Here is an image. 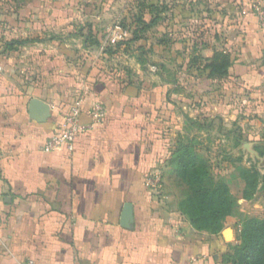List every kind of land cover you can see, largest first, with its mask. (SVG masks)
Wrapping results in <instances>:
<instances>
[{
    "label": "crops",
    "instance_id": "1",
    "mask_svg": "<svg viewBox=\"0 0 264 264\" xmlns=\"http://www.w3.org/2000/svg\"><path fill=\"white\" fill-rule=\"evenodd\" d=\"M235 1L249 6L256 2ZM102 4L103 0H0V264H223L229 242L224 234L194 228L178 208L179 195L167 182L166 168L176 137L184 134L182 115L225 120V106L211 111L208 96L216 83L247 81L251 73L244 62L233 56L229 75L222 80L210 79L207 71L189 62L180 63L177 68L189 76L186 86L182 79L171 84L160 76L156 84H144L141 93L136 84L90 77L64 79L57 87L46 80L40 88L23 91L4 74L20 64L34 67L23 60L25 53L37 55L36 68L40 63L46 70L71 68L63 56L54 58L56 41L83 38L84 51H93L90 39L101 40L109 29H103L110 15L98 11ZM239 20L243 29L251 28L247 21L253 22L259 42L262 33L255 17L245 10ZM174 21L178 22L176 13ZM219 39L215 35L194 44L204 58H212L222 50ZM17 41L24 44L10 47ZM224 46L234 53L233 47ZM260 74L264 76V68ZM200 87L204 94L198 93ZM32 99L50 106L45 122L30 119ZM76 103L84 130L72 149L46 151V142ZM97 107L105 113L100 121L93 117ZM155 176L161 183L150 189L146 181ZM127 204L134 214L129 229L121 225Z\"/></svg>",
    "mask_w": 264,
    "mask_h": 264
},
{
    "label": "rangeland",
    "instance_id": "2",
    "mask_svg": "<svg viewBox=\"0 0 264 264\" xmlns=\"http://www.w3.org/2000/svg\"><path fill=\"white\" fill-rule=\"evenodd\" d=\"M255 1L257 3L254 2L249 6L238 1L233 3V0H103L98 11L103 14L108 13L110 16L106 18L109 26L103 25V29L106 27L109 29L103 32L101 40L97 38L102 45L101 49L94 47L93 51L91 49L84 51L83 38L65 37L56 41L57 54L53 56L54 58L58 55L63 56V61L70 63L71 68L46 70L41 63H37L39 68H36L34 61L37 55L25 53L23 60L26 59L29 64L32 62L34 67L20 64L4 74L13 85H16L15 87L23 91L25 88L28 90L40 88L46 80L57 87L61 80L77 77L106 78L121 84H136L140 93L144 84L145 87L152 86L157 83L160 76L171 84L176 78L182 79L185 85L189 76L186 71H180L178 65L191 60L194 41L201 39L208 41L218 35L220 39L217 47L222 49L218 51H227L224 44L233 47L234 53H230L231 57L234 56L237 61L244 62L243 65L249 68L251 75L244 82L225 79L223 83H216L210 91L208 97L213 102L211 111L214 109L216 112L215 107L225 106L227 113L225 120L212 117L200 118L198 114L199 118L197 116L196 118L200 124L196 126L192 125L193 121H188V117L182 115L184 134L181 135L190 134L198 137L201 143L199 148L211 159L216 176L229 186L235 201L233 213L227 217L218 235L223 234L226 229H231L233 235L228 242L236 246L239 244L242 224L246 219H264V194L258 195L254 200H245L243 198L245 183L241 177L242 169L252 166L257 167L264 174V157L260 156L258 151L259 147L264 149V76L260 74V70L264 68V27H261L254 13V6L264 7V0ZM160 2L167 5L166 14L162 16L167 20L161 21L145 34H141L142 38L129 46L123 44L118 48V44L133 39L135 30L142 29L143 26H138L137 23L139 17L149 21L152 13L148 6ZM245 10L255 17L257 27L261 29L259 42L253 34L256 32L253 22L247 21V26L251 28L245 29L239 22L240 13L243 14ZM98 11L96 13H99ZM175 13L178 14L177 23L174 21ZM204 17L209 20L202 21ZM164 24H166L168 41L166 46L160 43L164 38L162 32L165 28ZM118 28L124 33L121 40L114 38L120 31ZM225 34L227 38H224ZM239 34L249 38L233 39V36ZM228 37L233 43L227 42ZM105 49H112L116 53L112 55L104 53ZM242 49H246L245 56H242ZM65 50L67 54L63 52ZM200 63L204 64V62ZM171 84L170 86L173 87ZM199 89V94L205 93L204 87ZM185 90L189 92L190 87H186ZM33 94L34 92L30 96ZM186 94L184 91L183 95ZM199 113L203 115L202 109ZM206 114L211 115V112L207 111ZM175 140L177 142L178 137ZM167 182L178 194L179 191L171 179H167Z\"/></svg>",
    "mask_w": 264,
    "mask_h": 264
},
{
    "label": "trees",
    "instance_id": "3",
    "mask_svg": "<svg viewBox=\"0 0 264 264\" xmlns=\"http://www.w3.org/2000/svg\"><path fill=\"white\" fill-rule=\"evenodd\" d=\"M148 8L152 13L149 21L139 17L137 23L138 26H143L142 29L135 30L133 39L118 44V48L123 44L129 46L139 40L142 38L141 34H145L165 19L162 17L167 11L165 4L153 3ZM90 41L92 46L101 45L97 39L91 38ZM167 42L165 34L160 43L166 46ZM15 44L23 45L24 42L17 41L10 44V47ZM192 51L189 63L197 66L199 70L207 71L210 79L222 80L228 77L233 66L230 53L216 50L212 58H204L197 43L193 44ZM105 53L112 55L116 51L106 49ZM188 121H193L192 125L200 124L198 120ZM176 143L167 160L166 177L171 179L179 191L178 208L195 229L218 235L227 217L233 213L235 201L229 186L216 176L211 159L199 148L201 143L197 136L180 135ZM258 151L260 156L264 157V149L259 147ZM241 177L245 183L243 191L245 200H254L258 195L264 194V174L257 167L242 169ZM229 249L230 252L223 255V264H264V219H246L242 224L239 244L236 246L229 244Z\"/></svg>",
    "mask_w": 264,
    "mask_h": 264
},
{
    "label": "built area",
    "instance_id": "4",
    "mask_svg": "<svg viewBox=\"0 0 264 264\" xmlns=\"http://www.w3.org/2000/svg\"><path fill=\"white\" fill-rule=\"evenodd\" d=\"M254 13L256 14L261 27H264V7L261 5L254 6ZM118 30H120L118 28ZM123 32V31H122ZM121 30L117 32L114 37L115 40L123 39L124 33ZM81 115V107L79 103L71 106L69 112L64 117V122L57 129L56 133L46 142L44 148L46 151H54L61 147L72 149V145L76 137L84 130V127L79 122ZM105 113L102 108L97 107L93 113L95 120L100 121L103 119ZM160 177L155 176L146 181V186L150 189H155L160 185Z\"/></svg>",
    "mask_w": 264,
    "mask_h": 264
},
{
    "label": "water",
    "instance_id": "5",
    "mask_svg": "<svg viewBox=\"0 0 264 264\" xmlns=\"http://www.w3.org/2000/svg\"><path fill=\"white\" fill-rule=\"evenodd\" d=\"M28 113L31 120L37 122H45L51 115L50 106L41 101L39 99H32L29 103ZM134 222V214L133 207L131 204H127L124 207L122 217H121V225L122 227L129 229L132 227V223ZM224 237L226 241L231 239L233 233L231 229H226L224 232Z\"/></svg>",
    "mask_w": 264,
    "mask_h": 264
}]
</instances>
